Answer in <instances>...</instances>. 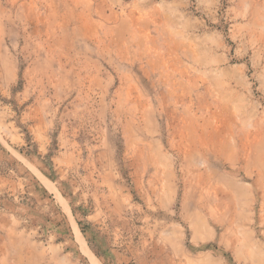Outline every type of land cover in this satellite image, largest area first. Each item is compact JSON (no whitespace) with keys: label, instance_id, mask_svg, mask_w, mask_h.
I'll return each instance as SVG.
<instances>
[{"label":"rangeland","instance_id":"rangeland-1","mask_svg":"<svg viewBox=\"0 0 264 264\" xmlns=\"http://www.w3.org/2000/svg\"><path fill=\"white\" fill-rule=\"evenodd\" d=\"M0 258L264 264V0H0Z\"/></svg>","mask_w":264,"mask_h":264},{"label":"crops","instance_id":"crops-1","mask_svg":"<svg viewBox=\"0 0 264 264\" xmlns=\"http://www.w3.org/2000/svg\"><path fill=\"white\" fill-rule=\"evenodd\" d=\"M77 12H79V9H77ZM114 13H115V11H114ZM33 33L34 34L32 36L35 38L36 37L38 38V39H36V42H35L36 44L40 45L41 47H44V49L46 51H47V47H52V41L50 39H48V37L52 36L51 31L35 28ZM39 38H43V39H39ZM68 65L69 66H65V68L67 70L66 72L63 71L60 74H56L54 76L56 78V83L59 86H62L60 92H64V94H67L68 92H70L72 90L71 87L73 86L77 77L79 76V74L77 72L78 66L76 65V63H69ZM111 66L112 65H109L107 67V69H109V71L112 68ZM114 67H115V64H114L113 68ZM65 98H68V97L66 96ZM3 260L4 259L0 258V264H3V262H4Z\"/></svg>","mask_w":264,"mask_h":264}]
</instances>
